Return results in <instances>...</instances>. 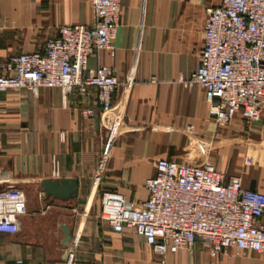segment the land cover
<instances>
[{
  "label": "crops",
  "instance_id": "1",
  "mask_svg": "<svg viewBox=\"0 0 264 264\" xmlns=\"http://www.w3.org/2000/svg\"><path fill=\"white\" fill-rule=\"evenodd\" d=\"M220 2L121 0L115 55L100 50L88 64L114 67L122 81L109 118L94 87L85 94L59 87L0 93V189L15 185L27 199L19 231H0V264H264V254L230 249L231 256H215L202 242L161 263L142 236L115 232L99 215L104 189L139 206L161 158L212 162L264 193V110L259 121L238 114L219 122L201 85L190 81L206 9ZM0 9V60L43 51L62 25L94 23L91 0H0ZM48 178L78 179V195L46 196ZM63 225L72 232L68 246ZM70 250L72 259L65 258Z\"/></svg>",
  "mask_w": 264,
  "mask_h": 264
},
{
  "label": "built area",
  "instance_id": "2",
  "mask_svg": "<svg viewBox=\"0 0 264 264\" xmlns=\"http://www.w3.org/2000/svg\"><path fill=\"white\" fill-rule=\"evenodd\" d=\"M94 23L62 25L43 51L21 52L0 60V93L59 87L66 95L97 89L100 112L109 118L122 81L117 70H89L100 50L115 55L114 40L122 19L121 0H91ZM204 43L191 82L204 90L217 121L238 114L259 121L264 110V0H221L206 9ZM1 17V9H0ZM89 115L92 110L86 111ZM148 197L139 205L112 189L101 193L100 218L113 231L130 230L166 263L168 253L207 244L215 256L264 254V193L246 188L212 162L193 165L158 159L146 179ZM27 213L23 189H0V231L16 233Z\"/></svg>",
  "mask_w": 264,
  "mask_h": 264
},
{
  "label": "water",
  "instance_id": "3",
  "mask_svg": "<svg viewBox=\"0 0 264 264\" xmlns=\"http://www.w3.org/2000/svg\"><path fill=\"white\" fill-rule=\"evenodd\" d=\"M78 179L76 178H48L42 182V187L46 196L54 199L70 200L78 195ZM65 236L63 239L64 246H68L72 242V232L68 225L62 226ZM72 251L67 252L65 258L71 257Z\"/></svg>",
  "mask_w": 264,
  "mask_h": 264
}]
</instances>
